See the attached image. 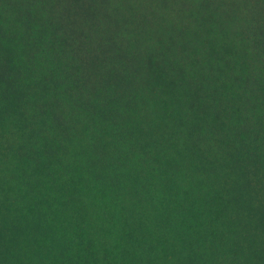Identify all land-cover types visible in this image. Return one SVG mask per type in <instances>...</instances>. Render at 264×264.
<instances>
[{"label": "trees", "instance_id": "1", "mask_svg": "<svg viewBox=\"0 0 264 264\" xmlns=\"http://www.w3.org/2000/svg\"><path fill=\"white\" fill-rule=\"evenodd\" d=\"M250 9L260 14L251 26L257 30L250 38L251 45L264 54V0H251ZM132 13L138 14V9L135 11L129 0H0V126L9 119L18 127V136L25 143L39 140L30 160L41 159L37 160L40 166L52 157L59 160L57 157L64 153L60 149L67 150L69 144L74 148L79 146L81 155L79 150L83 145L78 144L76 136L106 134L91 139L87 145L91 155L86 164L91 168L89 177L78 167L68 172V179L59 178L56 185L51 182L56 187H49L46 193L40 191L39 199L26 210L32 224L25 219L26 222H18L16 216L11 230L0 224V264H85L86 256L80 247H85L87 242L80 234L69 240L56 234L52 217L57 210L52 209L51 202L54 195L57 199L93 197L90 189L77 188L87 189L90 184L101 186L102 193L109 194L114 205L120 206L123 230L129 233L134 247L135 264H264L263 245L253 240V236L261 238V234L250 233L246 225L247 220L252 221L250 216L240 211L226 214L223 209L206 210L210 196L215 193L222 196L221 191L227 189L228 182L224 179L214 191L212 183L202 201L192 198L190 193L178 194L169 174L158 172L161 207L151 203L148 191L132 202L133 209L121 204V187L141 177L131 138H140V132L151 138L139 148L158 170L161 161L167 162L162 152L173 149L180 155V148L166 143V113L161 117L163 124L152 122L149 129L134 132L135 128L138 130L137 120L145 104L146 88L139 82L145 78L142 60L146 59L148 50L142 47L145 36L138 31L140 21L132 20ZM253 82L248 74L246 83L251 93L255 89ZM155 102L165 103L162 99ZM40 124L50 125L52 133L37 128ZM151 131L160 132L167 145L152 137ZM187 136L190 139L187 147L190 144V151L197 158L193 170L204 175L207 170L204 167L210 166L213 156H200L201 149L194 140L196 132L190 130ZM65 139L69 144H62ZM51 144L58 148L57 154ZM148 145L155 149L150 151ZM251 154L262 169L264 154ZM213 165L216 169L217 160ZM244 167H235L238 176L248 177ZM252 184L256 186L257 181ZM246 185L251 186L249 178ZM252 196L250 191V203ZM229 202L236 209L247 204L242 199L228 198ZM261 204L264 201L258 206ZM15 205L8 198L0 202L7 214L12 213L10 208ZM20 230L26 233V239L20 237ZM32 239L38 242L37 246L31 243ZM21 242L24 245L19 247ZM12 246L19 250H11ZM153 247L158 248L151 255Z\"/></svg>", "mask_w": 264, "mask_h": 264}, {"label": "rangeland", "instance_id": "2", "mask_svg": "<svg viewBox=\"0 0 264 264\" xmlns=\"http://www.w3.org/2000/svg\"><path fill=\"white\" fill-rule=\"evenodd\" d=\"M129 1L135 11L138 9V14L132 13V20L140 21L138 31L145 36L142 47L148 50L146 59L142 60L145 78L139 82L146 88L143 100L146 105L142 107L137 120L138 130L135 128L134 132L149 129L152 122L163 124L161 117L166 113V143L180 148V155H176L173 149L162 152L167 162L161 161L158 170V167L150 165L149 156H143L139 148L151 138L141 132L140 138H131L132 153L137 155L141 177L139 181L128 182L121 187V204L133 209L132 202L148 191L152 196L151 203L161 207L158 205V172L169 174L176 183L178 194L190 193L196 200H202L204 192L212 188V183L213 191L219 188L218 182L224 179L228 185L221 191L223 197L214 192L206 210L217 209L220 212L223 209L226 214L240 211L252 219L246 221L249 232H259L264 239V205L258 206L264 201V167L259 169L251 154H264V54L253 48L250 41L257 33L251 26L259 12L251 11V0H212L210 5H204L209 0ZM248 74L255 84L252 93L246 83ZM157 99L165 103L158 104L155 102ZM132 119L135 127L136 120ZM91 124L95 125L94 122ZM39 126L43 132L52 133L50 125L36 127L40 129ZM17 128L9 119L0 126V202L8 198L16 204L10 208V214L0 206V224L9 226L10 230L15 216L18 222L32 224L26 210L39 199L40 191L46 193L49 187H56L51 182L56 185L59 178L68 179V172L76 171L78 167L89 177L91 168L86 164L91 155L87 145L91 139L106 135L97 132L90 133L93 137L76 136L78 144L83 145L79 150L81 155L79 146L74 148L65 139L62 144H69V147L60 149L64 150L63 155L57 157L60 159L52 157L40 166L37 160L41 159L34 157V162L30 160L33 156L31 151L36 150L39 140L25 143L24 138L18 136ZM190 130L197 133L194 140L201 149L200 156H213L210 166L204 167L207 169L204 175L193 170L197 158L190 151V144L187 147ZM151 132L152 137L167 145L160 132ZM51 145L57 154L58 148ZM148 149L155 148L148 145ZM153 155L157 156L156 153ZM216 155L220 156L217 158ZM215 160L218 163L216 169L213 165ZM240 165L245 166L248 177L237 175L239 172L235 167ZM248 178L250 187L246 185ZM103 180L106 182L104 177ZM256 181L254 186L252 183ZM29 188L31 190L27 192ZM77 188L90 189L93 197H52V209L57 210L52 217L56 234L64 240L78 234L82 236V240L87 242L85 247H80L86 256L85 264H135L132 258L134 247L129 233L123 230L124 215L120 206L114 205L110 195L103 194L99 185ZM250 191L252 203L249 202ZM46 198L49 199V194ZM228 198L242 199L247 204L236 209L233 202L227 203ZM18 233L21 238H27L23 230ZM261 238L253 236V240L264 248ZM46 240L52 243L49 237ZM31 243L38 245L35 239ZM23 245L21 242L19 247ZM157 248H152L151 255ZM11 250L19 248L12 246Z\"/></svg>", "mask_w": 264, "mask_h": 264}]
</instances>
